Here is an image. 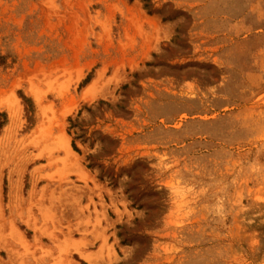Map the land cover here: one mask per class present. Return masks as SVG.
I'll return each mask as SVG.
<instances>
[{
	"label": "rangeland",
	"instance_id": "374dc122",
	"mask_svg": "<svg viewBox=\"0 0 264 264\" xmlns=\"http://www.w3.org/2000/svg\"><path fill=\"white\" fill-rule=\"evenodd\" d=\"M0 264H264V0H0Z\"/></svg>",
	"mask_w": 264,
	"mask_h": 264
},
{
	"label": "bare ground",
	"instance_id": "6f19581e",
	"mask_svg": "<svg viewBox=\"0 0 264 264\" xmlns=\"http://www.w3.org/2000/svg\"><path fill=\"white\" fill-rule=\"evenodd\" d=\"M90 86H95V85H94V84H93V85L90 84ZM90 86H89V87H90ZM87 88H88V87H87ZM90 88H93V87H90ZM94 88H95V87H94ZM91 90H92V91H90V94L92 95L93 92H94V89H91ZM91 92H92V93H91ZM87 95H89V94L87 93ZM85 97H86V96H85ZM65 142H66V141H65ZM69 149H70V148H69ZM69 152H70V151H69ZM74 156H76V154H75ZM80 171H81V170H80ZM85 172H86V171H85ZM84 175H85V174H84ZM79 250H80V249H79ZM83 252H84V251H83ZM82 255H84V254L82 253ZM87 256H88V255H87ZM87 256H86V257H87ZM88 257H89V256H88Z\"/></svg>",
	"mask_w": 264,
	"mask_h": 264
}]
</instances>
